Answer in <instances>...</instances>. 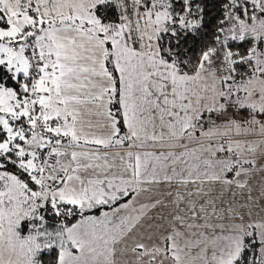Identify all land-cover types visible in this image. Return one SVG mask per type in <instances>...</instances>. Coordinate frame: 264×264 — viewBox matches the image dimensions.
Wrapping results in <instances>:
<instances>
[{
	"label": "snow or ice",
	"instance_id": "1",
	"mask_svg": "<svg viewBox=\"0 0 264 264\" xmlns=\"http://www.w3.org/2000/svg\"><path fill=\"white\" fill-rule=\"evenodd\" d=\"M0 264H264V0H0Z\"/></svg>",
	"mask_w": 264,
	"mask_h": 264
}]
</instances>
